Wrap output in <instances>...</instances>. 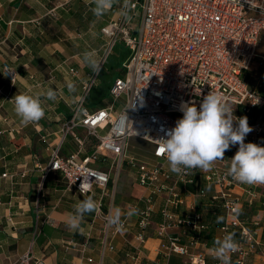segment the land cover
I'll list each match as a JSON object with an SVG mask.
<instances>
[{
  "label": "built area",
  "instance_id": "built-area-1",
  "mask_svg": "<svg viewBox=\"0 0 264 264\" xmlns=\"http://www.w3.org/2000/svg\"><path fill=\"white\" fill-rule=\"evenodd\" d=\"M70 1L58 0L50 14L55 17L56 9ZM126 3L129 18L120 13L100 30L105 45L98 61L99 71L82 87L70 119L57 133V142L48 144L49 162L42 169L43 177L59 174L66 191L86 198L91 196L97 203L95 218L105 221L107 239L122 234L126 223L121 220L120 230L109 224V213L102 211V196L107 194L112 178L123 167L132 170L134 181L142 190L139 202L143 204L137 216L138 233L131 241L137 252L132 264H140L137 258L144 252L145 233L152 224L155 199L161 196L164 198L159 212L162 221L156 226V234L166 240L159 247V255L163 258L184 256L187 264H206L201 257L189 256L179 239L168 234V230L179 227L192 232L208 229L192 208L182 218L172 212L183 204L178 186L191 184V176L199 169L177 175L157 152L160 139L167 138L168 131L183 117L181 106L194 102L199 110L209 92L219 93L235 108L242 106L246 114L252 108L264 110V97L241 81L242 74L250 69L264 33V0H122V10ZM117 45H122L129 55L121 65V76L108 91L110 105L91 110L86 98ZM2 73L14 86L17 79L14 68L3 63ZM6 99L12 102L11 97ZM251 128L254 136L264 134L262 126ZM252 137L246 135L245 143ZM68 138L77 150L63 156L62 147ZM131 138L152 147L150 152L143 153H150L153 163H143L129 154ZM42 142L46 144L44 138ZM238 147L230 146V150ZM225 165V161L215 162L211 170L204 172V180L215 188L213 200L220 204L228 219L221 228L223 236L231 228L238 232L235 240L239 250L231 254V261L245 264L259 245L258 232H250L237 217L242 202L234 197L233 188L238 182L227 175ZM102 166L106 169L100 170ZM81 186L85 191H81ZM93 189L101 191L100 198H94ZM246 193L254 197V193ZM258 221L254 220L255 226ZM17 264H44V261L28 252L19 257Z\"/></svg>",
  "mask_w": 264,
  "mask_h": 264
},
{
  "label": "crops",
  "instance_id": "crops-1",
  "mask_svg": "<svg viewBox=\"0 0 264 264\" xmlns=\"http://www.w3.org/2000/svg\"><path fill=\"white\" fill-rule=\"evenodd\" d=\"M57 1L0 0V264H17L19 257L28 252L43 260L44 264H132L137 252L131 241L138 233L137 216L143 208L139 202L142 190L134 181L133 171L123 167L118 176L112 178L107 194L102 196L103 213L119 208L121 220L126 223L122 234L107 239L105 221L95 218L94 212L85 214L80 229H69V215L86 197L66 191V184L59 174L50 173L43 177L42 173L49 162L48 144L57 142L61 125L70 119L82 87L94 73L85 62L84 54L90 53L99 61L105 45L100 30L120 15L122 0L99 17L91 11L94 7L92 0H72L56 9L53 17L50 11ZM3 63L12 66L17 73L14 86L3 76ZM250 65L241 81L264 97V53L256 54ZM102 71L89 94L104 82L109 91L114 80L121 76L115 67L109 71V78H101ZM68 83L75 84V92H69ZM50 87L57 92V97L54 101L41 97L45 116L39 122L22 124L14 112L13 103L6 96L13 98L19 93L37 95ZM108 91L100 102L95 98L87 101L88 107L92 110L109 106ZM233 108L236 117L248 118L250 127H264V110L252 108L246 114L242 106ZM79 135L83 137L84 134L79 132ZM247 135L253 136L247 143L264 146V134L254 136L251 131ZM140 146L137 145L138 151ZM148 147L145 152L151 151L152 147L149 144ZM76 150L77 146L68 138L61 154L69 156ZM237 150L225 152L222 161H225L226 169L230 164L228 159L233 158ZM147 154L152 159L151 154ZM153 162L154 159L149 161ZM204 172L199 169L191 176V184L178 186L183 204L172 212L182 218L190 214L192 208L193 212L200 214L208 229L192 232L179 227L168 230V234L179 239L180 244L188 249L189 256L201 257L206 264H220L212 249L214 239L223 237L221 228L228 219L220 204L214 202L215 188L205 183ZM121 173L128 179L123 184L127 182V186L137 187L136 195L116 190ZM92 191L94 198H100V190ZM247 191L254 193V197L250 198ZM233 195L242 202L237 217L250 232H258L259 245L255 253L246 258L245 264H264V185L238 182ZM163 199V196L155 199L152 224L145 233L144 252L137 259L140 264H187L184 256L163 258L159 255V247L166 240L159 239L156 234V226L162 221L159 212ZM129 212L132 215L129 216ZM220 217L223 220L217 222ZM254 220H259L257 226ZM228 232L237 238L236 229L231 228ZM231 264L234 263L231 261Z\"/></svg>",
  "mask_w": 264,
  "mask_h": 264
},
{
  "label": "clouds",
  "instance_id": "clouds-1",
  "mask_svg": "<svg viewBox=\"0 0 264 264\" xmlns=\"http://www.w3.org/2000/svg\"><path fill=\"white\" fill-rule=\"evenodd\" d=\"M118 0H92L93 15L99 17L112 9ZM127 3L121 15L128 17ZM84 60L93 72L99 71V63L90 53L84 54ZM69 92H75L76 86L68 83ZM54 101L57 92L51 87L45 93L30 95L19 93L11 99L15 114L25 126L39 122L45 116L41 97ZM183 117L176 121L175 127L167 133V138L160 139L157 155L165 157L169 170L177 175L200 169L209 171L217 161L225 160L224 154L230 146L239 145L230 164L227 175L236 182L247 185H264V146L245 143V137L252 131L246 116L236 117L234 108L219 93L209 92L204 96L197 109L195 103L181 106ZM235 122V126H234ZM90 190V189H89ZM81 191H85L81 186ZM74 213L69 215L67 226L70 230L80 229L85 214L97 209L96 201L91 197L83 199L74 206ZM121 210L114 208L109 213L108 222L123 228ZM128 215H132L129 212ZM222 217L217 222H221ZM234 233H227L222 238L214 239V258L220 264H231V254L239 250Z\"/></svg>",
  "mask_w": 264,
  "mask_h": 264
},
{
  "label": "rangeland",
  "instance_id": "rangeland-1",
  "mask_svg": "<svg viewBox=\"0 0 264 264\" xmlns=\"http://www.w3.org/2000/svg\"><path fill=\"white\" fill-rule=\"evenodd\" d=\"M261 35L262 36L260 37L258 44L256 46V49H255L256 50L255 55L256 54L261 55L262 53H264V34H261ZM114 67H115V69H117V71H119L122 74L121 62L118 61L115 57L111 56L107 60L106 64L103 66V68H101L103 71H102L100 77L101 78H103V77L109 78L110 77L109 71L112 70ZM93 98H94V94L91 93L86 98V100L88 102H91V101H93ZM128 144H129L128 150H129V154L131 156L133 155L135 158L140 159L143 163H146V164H147V162L152 161V159L150 158V156L148 154L144 155V153H143L145 151V149L149 148L148 144H145L139 140H136L135 138H131V140H129ZM137 145H141L139 148L140 152L137 149ZM97 169H99V168H97ZM102 169H105V168L102 166L100 170H102ZM120 175L121 176H120V179L118 181L116 190H118L119 193H121V192L126 193L127 192L131 195H133V194L136 195L138 193L137 187L136 186L129 187V184L127 186V182L125 184H123L125 182V179H127V176L124 175V173H121Z\"/></svg>",
  "mask_w": 264,
  "mask_h": 264
},
{
  "label": "trees",
  "instance_id": "trees-1",
  "mask_svg": "<svg viewBox=\"0 0 264 264\" xmlns=\"http://www.w3.org/2000/svg\"><path fill=\"white\" fill-rule=\"evenodd\" d=\"M113 54L114 55L112 56L115 57L118 61H120L121 64L127 59L129 55L127 50L122 45H117L114 48ZM108 88L109 87L107 86L106 82H104L103 86L93 90L94 98L97 100V102H100L101 99H103L106 96Z\"/></svg>",
  "mask_w": 264,
  "mask_h": 264
}]
</instances>
